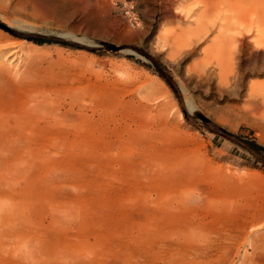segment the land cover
Wrapping results in <instances>:
<instances>
[{"label": "rangeland", "instance_id": "374dc122", "mask_svg": "<svg viewBox=\"0 0 264 264\" xmlns=\"http://www.w3.org/2000/svg\"><path fill=\"white\" fill-rule=\"evenodd\" d=\"M221 1L214 7L207 0H0V38L18 43L17 54L0 53V109L26 112L41 93L59 114L75 105L62 116L63 132L48 136L33 126L0 141V172L25 176L33 189L24 200L31 206L21 200L12 206L14 220L26 216L34 230H49L41 225L51 216L45 194L80 202L81 226L69 234L101 242L106 251L84 263L137 264L143 251L152 262L168 221L155 219L153 203L136 204L132 195L149 184L155 197L153 182L123 156V94L140 90L154 92L166 109L161 147L172 160H192L201 177L222 179L232 200L264 204V33L252 24L249 0ZM93 103L114 106L105 123L90 119L91 111L82 118L78 105ZM28 149L44 163L26 166ZM182 191L185 217L210 212L199 209L195 185ZM215 216L217 224L226 220ZM58 241L51 237L50 244ZM33 253L47 257L41 247ZM74 255L60 259L79 264Z\"/></svg>", "mask_w": 264, "mask_h": 264}, {"label": "bare ground", "instance_id": "6f19581e", "mask_svg": "<svg viewBox=\"0 0 264 264\" xmlns=\"http://www.w3.org/2000/svg\"><path fill=\"white\" fill-rule=\"evenodd\" d=\"M207 3L215 7L222 1L207 0ZM249 3L247 11L253 15L252 24H258L261 35L264 33V0H249ZM17 46L16 42L8 44L0 38V53L11 48L10 55H15L18 52ZM138 93L137 96L123 94V156L132 159L131 162L149 173L147 177L153 182L156 195L152 197L149 184L145 192L138 189L132 196L136 204L139 200L149 205L153 203L154 206L150 208H154L152 212L155 213V219L158 222L160 219L168 221L169 227L157 235L159 239L154 241L158 249L152 256V262L143 251L142 259L137 264H264V204L248 206L246 201L232 200L229 185L223 183L222 179L214 182L201 177L195 172L192 160H172L161 147L168 129L167 121L162 118L166 110L162 107L163 103L157 100L158 96L154 92L140 90ZM34 98L26 112L23 107L11 114L6 113L4 108L0 109V141L22 136L26 128L33 129V126L34 129L39 126L37 132L48 136L57 134V129L60 132L66 129L62 116L74 109L73 103L67 107L65 105L66 111L59 114L57 110L55 112L51 109L53 98L49 100L43 93ZM78 107L82 110L83 119L89 116L93 120L97 115L96 119L101 124L107 121L108 115L105 113L109 111L108 108H114L94 103L88 108L81 105ZM88 111L91 114L86 116ZM103 128L108 130L105 125ZM32 151L28 149V155H22L29 168L35 162L44 163L45 160L43 157L38 160L39 155ZM166 182L171 186L166 188ZM189 183L195 185L196 202H201L199 209L206 207L210 211L204 217H197L196 213L185 217V192L182 189ZM0 184L3 185V194L0 196V264H65L66 259L60 258L72 253H75L72 257L79 264H86L84 262L89 259L106 254L100 246L101 242H91L69 234L73 228L78 230L76 226H81L83 208L80 202L62 201L45 194L44 203L51 216L41 225H47L49 230L42 227L44 230L39 232L32 228L26 216L16 221L9 212L19 200L24 206H31L24 201L33 195V189H26L30 181L23 175L18 179L7 178L0 172ZM215 215L224 216L225 222L217 224ZM51 237L59 240L58 247L54 248V242L50 244ZM173 238H177V241ZM43 240H46V245L42 244ZM35 247L43 248L47 257L34 256Z\"/></svg>", "mask_w": 264, "mask_h": 264}, {"label": "trees", "instance_id": "16d2710c", "mask_svg": "<svg viewBox=\"0 0 264 264\" xmlns=\"http://www.w3.org/2000/svg\"><path fill=\"white\" fill-rule=\"evenodd\" d=\"M31 40H34L35 42L38 43H45V42H57V43H62V44H67L64 41H60V40H53V39H49L46 37H28Z\"/></svg>", "mask_w": 264, "mask_h": 264}, {"label": "water", "instance_id": "95a60500", "mask_svg": "<svg viewBox=\"0 0 264 264\" xmlns=\"http://www.w3.org/2000/svg\"><path fill=\"white\" fill-rule=\"evenodd\" d=\"M113 49L117 50L118 48L117 47H112Z\"/></svg>", "mask_w": 264, "mask_h": 264}]
</instances>
